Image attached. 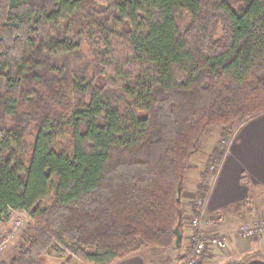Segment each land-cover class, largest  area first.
Masks as SVG:
<instances>
[{
    "label": "trees",
    "instance_id": "obj_1",
    "mask_svg": "<svg viewBox=\"0 0 264 264\" xmlns=\"http://www.w3.org/2000/svg\"><path fill=\"white\" fill-rule=\"evenodd\" d=\"M71 32L97 53L85 84L53 60ZM0 101L15 119L0 123V220L36 221L0 264H46L55 243L89 264L180 248L203 138L264 112V0H0Z\"/></svg>",
    "mask_w": 264,
    "mask_h": 264
},
{
    "label": "crops",
    "instance_id": "obj_2",
    "mask_svg": "<svg viewBox=\"0 0 264 264\" xmlns=\"http://www.w3.org/2000/svg\"><path fill=\"white\" fill-rule=\"evenodd\" d=\"M215 129L212 138L206 140V150L192 158L183 193L184 236L175 251L183 257L189 253L194 205L203 195L204 227L209 236L225 235L227 245L224 251L210 250L200 263L264 264V236L245 240L240 235L243 226L264 219V112L235 126L223 149L222 130ZM215 157L218 164L210 172L208 163ZM113 264H146V258L136 253Z\"/></svg>",
    "mask_w": 264,
    "mask_h": 264
},
{
    "label": "rangeland",
    "instance_id": "obj_3",
    "mask_svg": "<svg viewBox=\"0 0 264 264\" xmlns=\"http://www.w3.org/2000/svg\"><path fill=\"white\" fill-rule=\"evenodd\" d=\"M180 19L181 22L185 24L187 23V21H189V16L186 13H183ZM67 39L69 40L70 43V47H69L70 49L64 54V56H59L57 58L54 57L53 58L54 62L56 63L57 60L58 61L57 63L61 67H64L67 70L68 74L70 75V78L76 80L81 84H85L91 79H96L100 77L101 76L100 65L98 62L97 53L95 51V48L93 47L94 44L91 42V39L88 36L77 37L73 32H71L68 35ZM51 77L56 78V73H53ZM80 98L81 95L79 93L71 92L70 99L73 105H77ZM54 109H55V113L57 111V113L60 114L59 109H56V107ZM69 118H70L69 114L63 117L60 124L61 142H62L61 146L64 149L65 148L69 149V141L71 140ZM14 120L10 118H5L0 105V123H3L5 126H11L13 125V123H15ZM229 128L235 129V126ZM234 129L233 131L228 132V134L225 133L226 131L224 133H221L220 148L223 149L224 146L227 145V142L235 133ZM215 130L216 129L211 130L203 138L201 143L202 151L206 150V144H207L206 140H208V138H212ZM27 141L29 143L30 150L26 153L19 152V155L24 159L26 163H29L31 159V150L34 143V136L28 137ZM217 164H218V157H215L213 163L211 164L208 163L209 165L208 170L210 172H213L211 166ZM192 166L193 165L191 161V167ZM205 168H207V165L205 166ZM189 170H188V174H189ZM183 196L184 195H182V200H183ZM35 227H36L35 219H33L29 213L23 210H12L8 220L6 221L0 220V244H2L3 246V248L0 250V261H5L9 263L13 259V257L18 253V250L20 249L21 245L25 243L27 238L33 236ZM240 235L242 236L241 232ZM221 236L227 239L225 235H221ZM262 236H264V233L252 238H246L243 236L242 238H246L245 240H248V239H256ZM192 245H193V240L191 238V247ZM57 248L63 250L64 254L60 253ZM225 248L222 249L216 248V249L224 251ZM171 249L173 250L143 247L140 251L132 254L139 253L142 256H144L146 258V264H186L183 257L184 255L175 251V247ZM209 251L205 252V254L208 253ZM44 256L46 259V264H65L68 258H71L69 264H89V263L81 262L77 257L73 256V254L68 249H66L64 246H60L58 243H55L54 246L50 247L44 253ZM197 264H202V263L199 262Z\"/></svg>",
    "mask_w": 264,
    "mask_h": 264
},
{
    "label": "built area",
    "instance_id": "obj_4",
    "mask_svg": "<svg viewBox=\"0 0 264 264\" xmlns=\"http://www.w3.org/2000/svg\"><path fill=\"white\" fill-rule=\"evenodd\" d=\"M215 167V165H212L211 169L214 170ZM204 208L205 199L198 198L195 202V216L192 220V226L194 228L192 234L193 245L189 253L184 257L186 264H197L202 260L205 252L216 248L222 249L227 245V239L225 237L221 235H208L204 227ZM240 232L246 238H252L264 233V219L243 226ZM2 248L3 246L0 244V250Z\"/></svg>",
    "mask_w": 264,
    "mask_h": 264
},
{
    "label": "water",
    "instance_id": "obj_5",
    "mask_svg": "<svg viewBox=\"0 0 264 264\" xmlns=\"http://www.w3.org/2000/svg\"><path fill=\"white\" fill-rule=\"evenodd\" d=\"M176 234H177L176 246H178L179 242H180V239H181V236H180V233H179V231L177 229H176Z\"/></svg>",
    "mask_w": 264,
    "mask_h": 264
}]
</instances>
